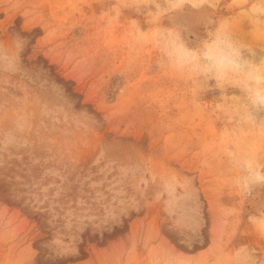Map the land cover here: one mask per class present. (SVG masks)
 Returning a JSON list of instances; mask_svg holds the SVG:
<instances>
[{
    "label": "rangeland",
    "instance_id": "rangeland-1",
    "mask_svg": "<svg viewBox=\"0 0 264 264\" xmlns=\"http://www.w3.org/2000/svg\"><path fill=\"white\" fill-rule=\"evenodd\" d=\"M0 264H264V0H0Z\"/></svg>",
    "mask_w": 264,
    "mask_h": 264
},
{
    "label": "bare ground",
    "instance_id": "bare-ground-1",
    "mask_svg": "<svg viewBox=\"0 0 264 264\" xmlns=\"http://www.w3.org/2000/svg\"><path fill=\"white\" fill-rule=\"evenodd\" d=\"M178 16L181 17V16H184V15L182 14V15L180 16V14H178V15H177V19H176L177 22H178V19H179ZM184 17H185V16H184ZM184 17H183V20H185ZM175 18H176V17H175ZM179 20H181V19H179ZM186 21H187V20H186ZM180 22H181V21H180ZM182 22H184V21H182ZM182 22H181V23H182ZM186 23H187V22H186Z\"/></svg>",
    "mask_w": 264,
    "mask_h": 264
},
{
    "label": "clouds",
    "instance_id": "clouds-1",
    "mask_svg": "<svg viewBox=\"0 0 264 264\" xmlns=\"http://www.w3.org/2000/svg\"><path fill=\"white\" fill-rule=\"evenodd\" d=\"M206 55H215V53L210 50V52L206 53Z\"/></svg>",
    "mask_w": 264,
    "mask_h": 264
}]
</instances>
